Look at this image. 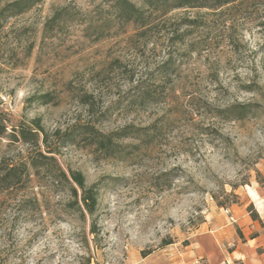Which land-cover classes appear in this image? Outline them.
<instances>
[{"label": "rangeland", "instance_id": "obj_1", "mask_svg": "<svg viewBox=\"0 0 264 264\" xmlns=\"http://www.w3.org/2000/svg\"><path fill=\"white\" fill-rule=\"evenodd\" d=\"M131 1L145 27L119 22L114 0L0 14L9 128L37 118L49 134L75 121L139 130L116 157L60 147L58 169L0 191V264H264V0L166 13ZM104 19L110 35L88 27ZM237 103L255 107L234 119L225 109ZM30 150L0 138V162ZM59 168L95 185L93 215L56 181Z\"/></svg>", "mask_w": 264, "mask_h": 264}, {"label": "trees", "instance_id": "obj_2", "mask_svg": "<svg viewBox=\"0 0 264 264\" xmlns=\"http://www.w3.org/2000/svg\"><path fill=\"white\" fill-rule=\"evenodd\" d=\"M1 1L4 0H0ZM7 1V0H6ZM41 0H10L1 8L0 14L6 12L7 16L18 15ZM154 10L161 9L162 13H166L178 8H207L219 9L233 0H141ZM112 7L115 10V16L119 22L123 24L136 25V28L145 27L147 17L143 13V8L136 5L131 0H114ZM61 14L56 12L46 22V26H53V23H59ZM109 24L108 19H104L100 24L90 23L89 28H94L98 33L108 36L110 30L103 32L104 27ZM42 97H48L44 94ZM81 102L89 103L87 94L81 96ZM252 103L232 104L226 107V111L231 118L242 119L251 113L254 108ZM33 127L29 128L24 125L11 126L4 114L0 110V138H6L13 141H20L23 144L31 146V150L27 153L24 160L16 162H0V191L11 187L20 186L25 180H29L30 174H38L45 166L54 163L57 166L55 155H57L60 147L66 145H83L92 147L95 152L101 153L103 156L116 157L120 153L121 144L119 141L125 138L135 137L139 130L133 129L131 126L111 131L102 132L92 121H75L63 130L56 129L49 134L40 124L39 119L31 121ZM55 140H51V139ZM60 169V168H59ZM59 176L56 175V181L62 182L63 186H67L70 194L75 198L79 209H84L88 214L93 215L97 205V190L95 185L87 186L83 175L79 171L70 170L68 175L64 170H59ZM54 177V178H55ZM79 191V196H78ZM94 223H92L91 233L95 232Z\"/></svg>", "mask_w": 264, "mask_h": 264}, {"label": "built area", "instance_id": "obj_3", "mask_svg": "<svg viewBox=\"0 0 264 264\" xmlns=\"http://www.w3.org/2000/svg\"><path fill=\"white\" fill-rule=\"evenodd\" d=\"M224 213L227 214L230 222L234 223L236 221L228 208L224 209ZM192 264H201V262L198 259H195ZM220 264H230V262L228 260H223Z\"/></svg>", "mask_w": 264, "mask_h": 264}]
</instances>
